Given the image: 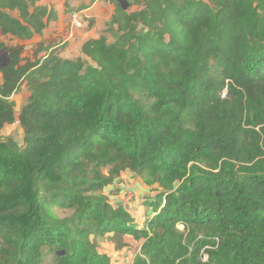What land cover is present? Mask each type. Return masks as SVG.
Listing matches in <instances>:
<instances>
[{"label": "trees", "instance_id": "trees-1", "mask_svg": "<svg viewBox=\"0 0 264 264\" xmlns=\"http://www.w3.org/2000/svg\"><path fill=\"white\" fill-rule=\"evenodd\" d=\"M109 1L113 25L69 59L62 39L29 53L21 43L57 20L53 7L0 0V130L16 121L23 132L22 146L0 139V264L59 250L109 264L52 219L53 205L77 209L78 228L146 238L133 264H172L190 246L186 264H264V1ZM199 159L217 171H197ZM95 160L157 175L166 190L145 228L85 198L77 172ZM177 224L196 232L187 247L166 239Z\"/></svg>", "mask_w": 264, "mask_h": 264}, {"label": "rangeland", "instance_id": "rangeland-1", "mask_svg": "<svg viewBox=\"0 0 264 264\" xmlns=\"http://www.w3.org/2000/svg\"><path fill=\"white\" fill-rule=\"evenodd\" d=\"M87 1H90L93 8L85 15L82 14L79 16L77 13L79 20L82 22V27L71 26V13L68 17L63 18V20L61 19L59 24H51L45 31V35L58 32L59 39H63L66 43L68 41H73L74 44H78V40L84 35L85 37L95 33H97L98 36L101 35V32H103H100V29H102L101 26L108 27L106 22L110 20L109 15L112 9L109 4H106V1L97 0L94 3L92 0H43V3L49 2L51 3V7L54 5L57 9L63 10L62 6L65 2H68V5L72 7H78L82 2L85 3ZM131 9H135V7ZM74 13H76V11ZM91 20L93 24H90ZM94 26L99 30L96 31ZM65 28H67V30H65ZM69 28L72 32L71 34H68ZM82 31L84 33L80 35ZM77 33L79 36L76 35ZM107 36L111 41V35L108 34ZM34 43V41L24 42L25 52L29 53L30 50L33 49ZM3 61L4 55L0 53V63ZM24 93L25 90L21 89L20 92L11 96L15 114L18 113L19 108L25 102ZM5 138H11L18 146H22L23 132L16 121L12 125H5L0 130V139ZM191 164H194L199 172L217 171L216 169H212L210 161L203 159L192 161L190 162V165ZM125 166L126 164H119V161L104 162L95 160L86 163L77 172V176L80 181L84 182L83 189L85 190L84 196L86 199L90 200L92 203H103L109 204L112 207H123L133 218L134 224L132 225L138 228H145L146 221L155 215L153 211L154 208L150 203L157 201L156 196L158 193L165 191L166 188L161 185L157 175H153L149 171L138 174ZM178 183L179 182L175 181L173 184L170 183V185L176 188ZM49 213L53 220L60 222L59 224L61 226H66L69 230H72L74 227L78 230H82L84 235L78 234V238L79 240L85 238L84 240L87 242V247L91 252L90 254L96 253L104 257L108 260L109 264H133L138 257L147 258L142 249L146 238L142 236L119 232H100V230H95L89 222H85L78 228V226L75 225L78 217L77 209L58 208L53 205L49 208ZM158 233L164 234L165 232L163 229H158ZM195 233V231L189 233L182 225L177 224L175 230L170 234H166V239L180 240L184 247H187L191 244L192 236H194ZM197 234L199 237L202 236L199 233ZM191 247L192 246L189 247V251H191ZM179 251V256L170 254L169 260H174L172 264H186L188 262L186 254L189 251L186 252L183 249H179ZM64 252V250H59L46 253L41 259V264H87V262L83 261L67 262L64 257ZM205 260V255H202L201 261L204 262Z\"/></svg>", "mask_w": 264, "mask_h": 264}, {"label": "crops", "instance_id": "crops-1", "mask_svg": "<svg viewBox=\"0 0 264 264\" xmlns=\"http://www.w3.org/2000/svg\"><path fill=\"white\" fill-rule=\"evenodd\" d=\"M94 3H95V1H97V0H92ZM91 1V2H92ZM102 1H106V4H109V6L110 7H112V9H111V13H110V20L109 21H107L106 23L108 24L107 26L108 27H110V26H112L113 24H112V14H113V10H114V6H113V4L109 1V0H102ZM100 2V1H99ZM40 3L41 4H43V5H47V6H51V3H46V2H44L43 3V0H40ZM90 1H87V2H85V3H83L82 2V4H80V5H78V7L76 6V7H72L71 5H68V2L66 3H64L63 4V10L61 9H57L54 5L52 6L53 8H54V10L57 12V20L56 21H53V22H51L50 24H49V26L48 27H50L51 26V24H53V23H55V24H59V22H60V20L62 19L63 20V18H66V17H68V15H71L70 13H74L75 11H76V13H78V15L79 16H81L82 14H86L89 10H91L92 8H93V6L90 4ZM90 24H93L92 23V20H91V22H90ZM89 24V25H90ZM47 27V28H48ZM108 27H104L103 25L101 26V28L102 29H100V32L101 31H103L104 29H106V28H108ZM47 28H45L44 30H43V33H42V35H38V34H35L34 36H33V38L32 39H29V40H23V41H21V43H24V42H26V41H34L35 43L34 44H36L38 41H40V40H42V39H59V34H58V32H56V33H54V32H52V33H50L51 35H45V31L47 30ZM78 29H80V28H78ZM94 29L96 30V31H98L99 29L96 27V26H94ZM65 30H67V28H65ZM77 30V29H76ZM75 30V31H76ZM74 31V32H75ZM71 32V30H70V28H69V31H68V34ZM84 32L82 31L81 33H80V35H82ZM102 33V32H101ZM76 35H78V33L76 34ZM79 36V35H78ZM98 37V35H97V33H95V34H91L90 36H88V37H85V35L81 38V39H79L78 40V44H74L73 43V41H68L67 43H66V45H65V47L63 48V50L60 52V55L62 56V57H64V58H69V59H71V58H75V57H77L78 55L79 56H82V53H81V46H82V44L87 40V39H89V38H97ZM63 40V39H62ZM74 40V39H73ZM77 46H78V48H77ZM79 53V54H78ZM24 88V87H23ZM24 95H25V100H26V97H27V92H25L24 93ZM9 126V125H8Z\"/></svg>", "mask_w": 264, "mask_h": 264}, {"label": "built area", "instance_id": "built-area-1", "mask_svg": "<svg viewBox=\"0 0 264 264\" xmlns=\"http://www.w3.org/2000/svg\"><path fill=\"white\" fill-rule=\"evenodd\" d=\"M71 26L74 25V27H82V22L79 20V17L77 16V13H72V20H71ZM72 32H70L71 34Z\"/></svg>", "mask_w": 264, "mask_h": 264}, {"label": "water", "instance_id": "water-1", "mask_svg": "<svg viewBox=\"0 0 264 264\" xmlns=\"http://www.w3.org/2000/svg\"><path fill=\"white\" fill-rule=\"evenodd\" d=\"M120 2L121 6L126 9L128 7V3L125 0H117Z\"/></svg>", "mask_w": 264, "mask_h": 264}]
</instances>
